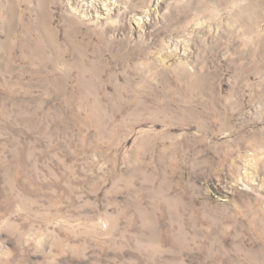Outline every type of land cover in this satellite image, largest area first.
Listing matches in <instances>:
<instances>
[{
	"label": "rangeland",
	"instance_id": "obj_1",
	"mask_svg": "<svg viewBox=\"0 0 264 264\" xmlns=\"http://www.w3.org/2000/svg\"><path fill=\"white\" fill-rule=\"evenodd\" d=\"M0 264H264V0H0Z\"/></svg>",
	"mask_w": 264,
	"mask_h": 264
}]
</instances>
